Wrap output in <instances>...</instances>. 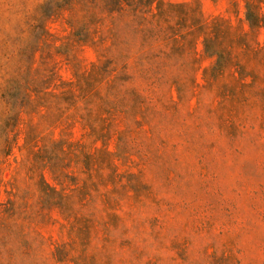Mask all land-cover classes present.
I'll use <instances>...</instances> for the list:
<instances>
[{"label": "rangeland", "instance_id": "1", "mask_svg": "<svg viewBox=\"0 0 264 264\" xmlns=\"http://www.w3.org/2000/svg\"><path fill=\"white\" fill-rule=\"evenodd\" d=\"M162 1L197 7L206 19L243 18V0ZM44 2L0 0V93L17 73L19 49ZM68 20L63 13L46 22L53 56L46 58L47 49L43 59L37 55L38 64H53L62 81L72 79L74 66L87 70L99 57L127 67L133 88H143L141 71L161 78L152 94L160 103L130 147L131 162H117L121 175L140 171L146 187L121 189L119 181H129L123 176L109 180L115 190L107 182L91 192L86 205L74 197V211L91 217L90 233L82 236L84 222L40 206L37 179L17 148L8 159L0 155V264H264V107L236 111L245 121L233 129L221 99L202 81L212 60L200 44L193 93L178 96L169 86L185 78L181 63L166 61L133 17L106 21L94 44L74 43ZM156 65L165 72L151 71ZM81 134L74 130L72 139L80 141ZM77 178L80 185L85 176Z\"/></svg>", "mask_w": 264, "mask_h": 264}, {"label": "trees", "instance_id": "2", "mask_svg": "<svg viewBox=\"0 0 264 264\" xmlns=\"http://www.w3.org/2000/svg\"><path fill=\"white\" fill-rule=\"evenodd\" d=\"M243 8V18L233 23L222 17L206 19L197 7L162 0H45L32 16V29L19 49L17 73L1 89L0 155L8 159L17 148L37 179L40 206L56 208L77 224L84 222L80 234L87 236L91 217L74 211V197L86 205L91 192H99L107 182L115 190L117 184L109 180L123 176L129 181H119L121 189L135 192L146 187L140 171L128 169L121 175L117 162L122 166L131 162L130 147L160 103L152 94L161 78L152 79L141 71L143 88H133L127 67L99 57L87 70L74 66L72 79L62 81L53 64H38L37 55L43 59L44 49L48 50L46 58L53 56L46 22L68 13L74 43L94 44L106 21L133 17L136 28L161 46L166 61H174V66L181 63L185 78L169 86L178 96L193 93L200 44L203 55L212 60L202 73L204 86L221 99L220 108L231 116L230 127L235 129L245 121L235 118L236 111L264 107V0H243ZM162 66L150 69L160 74L165 72ZM76 129L82 133L80 141L72 139ZM81 175L85 178L79 185Z\"/></svg>", "mask_w": 264, "mask_h": 264}]
</instances>
